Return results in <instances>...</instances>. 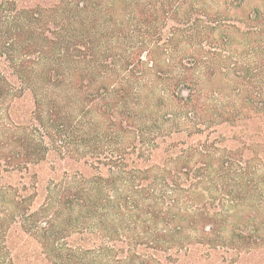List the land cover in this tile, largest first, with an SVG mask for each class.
I'll list each match as a JSON object with an SVG mask.
<instances>
[{
	"label": "trees",
	"instance_id": "obj_1",
	"mask_svg": "<svg viewBox=\"0 0 264 264\" xmlns=\"http://www.w3.org/2000/svg\"><path fill=\"white\" fill-rule=\"evenodd\" d=\"M176 1L0 0V264H20L22 239L29 264H264V134L245 161L188 141L240 112L264 128V86L203 108L216 71L200 88L197 58L177 74L170 62L144 71L142 50L120 68L106 54L107 37L149 36ZM254 13L260 29L264 11ZM195 156L210 162L194 168ZM49 159L41 185L30 172ZM13 173L18 182H2Z\"/></svg>",
	"mask_w": 264,
	"mask_h": 264
},
{
	"label": "rangeland",
	"instance_id": "obj_2",
	"mask_svg": "<svg viewBox=\"0 0 264 264\" xmlns=\"http://www.w3.org/2000/svg\"><path fill=\"white\" fill-rule=\"evenodd\" d=\"M239 2L240 0H199L195 3L194 12L191 15L176 17L173 11H178L181 15L190 7L189 4H182L180 0H177L172 5L173 11L169 12L165 20L162 18L159 21V27L155 28L149 36L133 34L128 38L107 37L105 41L109 51L106 54L111 56L109 62L115 64L113 65L115 67H124L125 63L127 65L125 57L133 55L134 51L142 50L144 55H147V58L143 60L144 71H147V67L154 63L151 68L156 73L161 69L169 68L167 64L170 62L177 74H183L185 72L183 63L197 58V64L191 72L201 76L197 80L199 87L210 88L213 85V92L216 91L214 96L209 93L207 97L206 90L201 93L202 101H206V107L203 108L228 102L240 105L243 96L257 99L260 97V88L264 86V21L261 22V26L259 25L260 29H254L253 27L258 24L250 23L247 17L250 13L255 14V9L264 11V0H243L242 4ZM235 4L241 5L234 7ZM218 10H221L223 14L220 18H214L209 14ZM251 32L262 34L251 38L249 34ZM159 52L160 55H157ZM211 70L216 71V78L213 79L212 85L205 76V73ZM242 70H245L247 76L241 81L230 83V79H237L235 73ZM221 71L227 78H219ZM221 77L223 78L222 75ZM154 79L155 77L152 81H155ZM243 91H246V94H243ZM172 111H176L175 108ZM255 118L251 112H240L238 124L206 122L205 125L201 124L198 130L195 128L188 141L205 145L203 152H210L216 157L225 149L243 151L245 154L242 160L245 161L251 153L246 149L247 145L260 143L259 135L264 134V128L251 126ZM162 145L164 144L161 143ZM206 146L212 147L206 149ZM261 159L264 161V153ZM209 162L203 156H195L189 161L194 168ZM36 171L41 185L44 184L52 173L51 159L35 166L30 174ZM19 179V173H13L2 182L16 183ZM29 180V176H25L24 181L29 182ZM21 242L20 246L23 243L25 246L21 250V255L24 256L20 264H29V260L34 261L37 256L33 254L32 244H28L26 240L23 242V239ZM25 253H29L30 256L26 257Z\"/></svg>",
	"mask_w": 264,
	"mask_h": 264
}]
</instances>
